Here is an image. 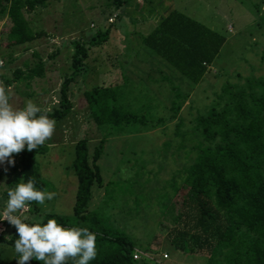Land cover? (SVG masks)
I'll return each mask as SVG.
<instances>
[{"label": "trees", "instance_id": "1", "mask_svg": "<svg viewBox=\"0 0 264 264\" xmlns=\"http://www.w3.org/2000/svg\"><path fill=\"white\" fill-rule=\"evenodd\" d=\"M54 1L57 0H0V21L7 19L6 48H26L45 37L47 34L43 30L33 29L27 16ZM134 1L106 0L103 6L109 12L102 10L105 17L98 21L102 26L97 32L87 42L71 41L70 70L62 77L57 102L47 112L54 122L63 121L74 111L71 86L77 85L88 72L91 52L107 43L113 30H117L114 22L121 20V13L139 7ZM255 15L256 25L264 38V5L256 6ZM160 17L150 33L143 36L142 43L150 50L146 51L148 55L158 57L160 65L174 73L173 81L168 79L175 86L171 89L170 117H154L147 105L139 112L134 111L131 104L121 99L119 86L129 83L125 78L122 84L95 85L83 92L88 116L96 128L109 131L107 137L114 134L113 129L123 133L131 127L134 129L131 131L138 134L178 120L172 137L174 141L170 138L166 143L170 154L163 159L165 166L176 165L168 179L173 197L162 208L163 214H174L173 225L166 233L170 246L180 253L203 257L205 264H264V76L237 75V83L227 82L206 112L198 111L192 126L181 130L183 122L179 113L189 98L181 84L187 81L193 86L202 81L225 39L176 10H168ZM129 19L134 20L130 16ZM57 54L58 50L49 58ZM33 57L36 62L26 63L24 69L15 68L11 79L0 75L5 89L15 84H24L28 89L35 79L46 75V61L37 52ZM11 58L9 55L7 63ZM259 59L264 65V50ZM158 69L162 78L154 79L152 74L143 71V77L130 83L150 85L158 82L160 86L167 80L166 73ZM174 79L181 84L177 85ZM107 137L93 143L92 150L88 139H79L73 144L70 167L77 178V191L71 216L48 212L45 204L35 202L28 203L27 210L18 214L29 220L43 217L45 222L55 218L61 226L86 227L94 232L96 256L89 264H162V258L157 261L152 254V246L141 251L125 232L107 225L101 215L89 212L93 189L104 186L98 162ZM48 149L44 143L31 152L22 150L13 155L14 166L9 167L6 162L0 166V180L5 174L9 178L7 190L31 178L37 190L45 191L38 158L44 159ZM127 163L133 165L131 159ZM7 190L0 192V207ZM15 236V229L7 223L6 231L0 236V264H16L13 253L8 255L7 261L2 260V247L11 248ZM136 251L141 254L139 259H134ZM26 264L42 262L30 259Z\"/></svg>", "mask_w": 264, "mask_h": 264}, {"label": "rangeland", "instance_id": "2", "mask_svg": "<svg viewBox=\"0 0 264 264\" xmlns=\"http://www.w3.org/2000/svg\"><path fill=\"white\" fill-rule=\"evenodd\" d=\"M139 7L126 9L121 20L114 24L110 40L101 48L93 50L88 59V72L77 85L71 86L74 111L63 121L55 122L54 131L45 143L49 152L43 159L38 158L46 192H54L52 200H46V211L62 216H71L77 191V178L71 166L73 144L79 139H88L92 146L109 131L98 129L88 116L83 92L95 85L122 84L119 86L122 98L141 111L149 106L154 117H170L169 108L172 82L171 71L159 63L158 57L148 55L142 43L145 34L160 21V16L168 10H176L217 32L225 39L218 56L215 58L202 81L190 86L186 81L175 83L183 87L189 98L179 113L183 122L181 130L192 126L196 113L206 112L217 93L227 83H237L239 78L264 76V65L260 54L264 50V38L256 25V6L264 5V0H135ZM103 3L106 0H57L45 9L28 14L34 30H43L47 35L25 47L14 50L6 48L5 27L7 19L0 21V75L11 79L15 68L33 65V53H39L46 61V75L35 79L30 88L15 84L8 91L10 102L15 107H23L31 100L42 109H50L57 102V92L62 77L70 70L72 54L71 41L87 42L94 35L105 17ZM103 7V8H102ZM133 15H130L132 11ZM109 12V9L105 10ZM120 13V12H119ZM123 16V17H122ZM129 16L134 19L130 21ZM114 28V29H115ZM58 50L55 57L49 58ZM12 56L7 63L8 56ZM163 70L166 82L141 85L137 82L144 72L162 78L157 70ZM144 71V72H143ZM125 76V77H124ZM169 79V80H168ZM145 84V85H144ZM173 84V83H172ZM4 82L0 87H4ZM26 93L30 94L29 96ZM178 120L170 121L165 127L135 133L129 127L123 133L112 131L107 137L102 157L98 162L104 186L93 189L89 212H94L107 221V225L125 232L144 251L152 246V254L162 264H205L203 257L183 254L172 249L166 233L173 225L171 212L162 213L171 197L169 177L176 165L165 166L163 159L170 152L166 143L173 134ZM98 129V130H97ZM169 140V141H168ZM94 143V144H93ZM74 151V150H73ZM131 159L132 164L127 161ZM135 160V161H134ZM172 165V166H171ZM150 169V170H149ZM9 178L5 174L0 180V192L7 190ZM179 200V199H178ZM178 205V201L176 203ZM32 219H39L35 217ZM160 224L161 225L160 227ZM151 243V244H150ZM2 260L7 261L13 252L10 247H2ZM168 257L165 258L164 256ZM161 262V261H160Z\"/></svg>", "mask_w": 264, "mask_h": 264}, {"label": "clouds", "instance_id": "3", "mask_svg": "<svg viewBox=\"0 0 264 264\" xmlns=\"http://www.w3.org/2000/svg\"><path fill=\"white\" fill-rule=\"evenodd\" d=\"M10 92L0 87V166H14L13 155L22 150L31 152L49 139L55 122L31 100L15 107ZM22 179V178H21ZM54 192L37 190L33 179L15 183L6 191L0 207V222L15 229L11 250L16 264L30 259L42 264H89L96 256V235L86 227H64L55 218L29 220L18 213L30 202L43 205Z\"/></svg>", "mask_w": 264, "mask_h": 264}, {"label": "built area", "instance_id": "4", "mask_svg": "<svg viewBox=\"0 0 264 264\" xmlns=\"http://www.w3.org/2000/svg\"><path fill=\"white\" fill-rule=\"evenodd\" d=\"M24 209L25 210H22L20 213L27 210V208H24ZM6 227H7V221L0 222V236L6 231ZM140 255L141 254L136 251L134 254V259H139ZM164 257L167 258L168 256L165 255Z\"/></svg>", "mask_w": 264, "mask_h": 264}]
</instances>
